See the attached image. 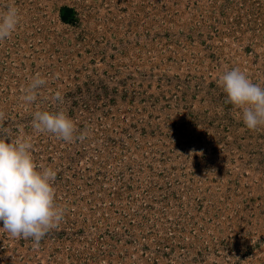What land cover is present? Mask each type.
Segmentation results:
<instances>
[{"label":"rangeland","instance_id":"374dc122","mask_svg":"<svg viewBox=\"0 0 264 264\" xmlns=\"http://www.w3.org/2000/svg\"><path fill=\"white\" fill-rule=\"evenodd\" d=\"M9 4L0 138L31 142L65 213L38 250L0 222V264H264V126L219 84L239 68L264 88V0ZM37 111H64L73 141L36 131Z\"/></svg>","mask_w":264,"mask_h":264},{"label":"clouds","instance_id":"9594fccd","mask_svg":"<svg viewBox=\"0 0 264 264\" xmlns=\"http://www.w3.org/2000/svg\"><path fill=\"white\" fill-rule=\"evenodd\" d=\"M19 24L20 13L13 4H9L0 11V41L11 37ZM45 83L46 80L37 74L24 89L21 99L34 102L38 89ZM219 84L227 94V102L242 110L243 122L249 130L264 126V88L254 84L239 68L220 76ZM53 99L63 103L59 91ZM3 116L4 113L0 112V119ZM32 124L36 131L55 134L65 142L73 141L76 132L73 120L64 111H37ZM84 138L83 134L76 137L79 140ZM5 141L0 138V222L12 237L31 238L33 250H38L41 240L64 218L65 210L55 203L53 183L57 173L50 167L37 170L30 141ZM192 154L202 153L193 149Z\"/></svg>","mask_w":264,"mask_h":264}]
</instances>
